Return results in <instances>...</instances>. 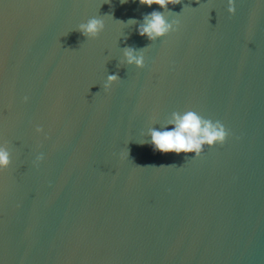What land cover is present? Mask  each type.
<instances>
[{"label":"water","instance_id":"95a60500","mask_svg":"<svg viewBox=\"0 0 264 264\" xmlns=\"http://www.w3.org/2000/svg\"><path fill=\"white\" fill-rule=\"evenodd\" d=\"M168 8L178 30L149 41L121 21L155 4L0 0V137L13 153L0 264H264V3ZM93 16L105 28L87 39L76 28ZM126 45L145 48L143 68L120 63ZM186 109L231 135L195 158L141 143Z\"/></svg>","mask_w":264,"mask_h":264},{"label":"clouds","instance_id":"9594fccd","mask_svg":"<svg viewBox=\"0 0 264 264\" xmlns=\"http://www.w3.org/2000/svg\"><path fill=\"white\" fill-rule=\"evenodd\" d=\"M110 2V0H105ZM120 2L127 3L128 0H120ZM182 0H139V3L146 5L149 8L152 5H158L159 9H153L143 15L141 20L136 18H129L124 24L136 25V31L140 36L146 37L149 41H156L165 37L171 32L178 30L180 21L172 15L168 17L165 12H171L168 8L169 4H178ZM264 3V0H259ZM199 3V0H197ZM227 12L234 15L237 10V0H226ZM178 14V13H174ZM105 28V21L101 17H90L86 22L78 24L76 30L87 39H95ZM144 49H137L132 46H125L122 49L121 64L134 65L137 68L145 66ZM120 80L118 73H111L106 76L103 83L105 91L111 89L113 83ZM25 103L28 102L29 97H23ZM159 120L153 117V124ZM171 125L172 127H168ZM37 134H45L42 125L35 126ZM144 135V131L141 130ZM147 137L150 139L142 140L141 143H148L152 146L154 151L161 153L174 152L180 153H194L193 158L199 157L206 148L214 147L216 144H223L226 139L231 135L230 130L225 124L219 120L201 115L198 111L193 109H186L183 111H172L164 120L160 128L150 126L147 128ZM46 136V134H45ZM12 149L10 148L9 141L0 137V173H3L12 164ZM120 157H128L127 153H120ZM45 159L43 152H38L32 161L33 165L38 167L39 164Z\"/></svg>","mask_w":264,"mask_h":264}]
</instances>
